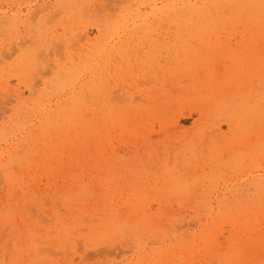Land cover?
<instances>
[{"label":"rangeland","instance_id":"1","mask_svg":"<svg viewBox=\"0 0 264 264\" xmlns=\"http://www.w3.org/2000/svg\"><path fill=\"white\" fill-rule=\"evenodd\" d=\"M249 42L264 54V0H0V264H264V58L241 60ZM196 103L206 118L174 123Z\"/></svg>","mask_w":264,"mask_h":264},{"label":"bare ground","instance_id":"2","mask_svg":"<svg viewBox=\"0 0 264 264\" xmlns=\"http://www.w3.org/2000/svg\"><path fill=\"white\" fill-rule=\"evenodd\" d=\"M159 14H160V13H159ZM163 16H164V15H163ZM193 16H194V15H193ZM4 17H5V16H4ZM15 17H16V16H15ZM173 17H174V16H173ZM5 18H7V16H6ZM8 19H9V18H8ZM17 19H18V18H17ZM14 20H15V19H14ZM8 21H9V20H8ZM24 21H25V20H24ZM1 22H2V21H1ZM3 23H4V22H3ZM23 23H24V22H23ZM196 24H197V22H196ZM33 25H34V24H33ZM33 25H32V26H33ZM35 25H36V24H35ZM38 26L40 27V25H38ZM161 26H162V25H161ZM195 26H197V25H195ZM198 27H199V26H198ZM107 28H108V27H107ZM198 29H199V28H198ZM131 30H132V29H131ZM189 31H190V30H189ZM189 31H188V32H189ZM196 31H197V29H196ZM198 31H199V30H198ZM200 31H201V30H200ZM33 32H35V31H33ZM71 33H72V32H71ZM194 33H196V32L194 31ZM249 33H250V32H249ZM33 34H35V33H33ZM33 34H32V35H33ZM74 34H75V33H74ZM83 35H84V34H83ZM199 35H200V33H199ZM72 36H73V34H72ZM75 36H78V38H79V33H78V35L75 34ZM195 36H196V35H195ZM65 37H66V36H65ZM86 37H87V35H86ZM61 38H62V37H61ZM67 38H68V37H67ZM78 38H76V39H78ZM80 38L83 39V36H82V37L80 36ZM198 38H199V37H198ZM24 39H25V38H24ZM63 39H64V37L62 38V41H63ZM202 39H203V38H202ZM67 40H68V39H67ZM73 40H74V39H73ZM252 40H253V39H252ZM26 41H27V40H26ZM26 41H24V43H25ZM247 41H248V40H247ZM20 42H21V41H20ZM59 42H60V41H59ZM65 42H66V39H65V41H64L63 43H65ZM71 42H72V41H71ZM80 42H81V41H80ZM242 42H243V41H242ZM72 43H74V45H75L76 40H75L74 42H72ZM77 43H78V42H77ZM77 43H76V44H77ZM25 44H26V43H25ZM60 45H61V44H60ZM71 45H73V44H71ZM31 46H32V45H31ZM62 46H63V45L59 46V48H62V49H63ZM78 47H79V46H78ZM78 47H77V48H78ZM50 48H51V47H50ZM79 48H80V47H79ZM255 48H259V46L255 45L254 42H249L248 45H247L246 50L244 49L246 55H243V56L241 57V60L246 61V64H247L248 62H249V64H250V62H254V61H255V62H256V61H257V62H258V61H262L263 58H264V57H263V55H264V54H263V50L260 51L259 53L256 52V51H257V50H256L255 52H256V55H257V56H253L251 52H252V50H254ZM38 50H39V49H38ZM57 50H58V49H57ZM35 51H36V50H35ZM40 51H41V49H40ZM55 51H56V50H55ZM58 51H59V50H58ZM58 51H56V53H57ZM60 51H61V49H60ZM104 51H105V50H104ZM110 51H111V50H110ZM114 51H115V50H114ZM244 51H243V52H244ZM250 51H251V52H250ZM52 52H53V51H52ZM253 52H254V51H253ZM255 52H254V54H255ZM48 53H50V56H51V51H50V50H49ZM58 53H60V52H58ZM108 53H109V52H108ZM109 54H111V53H109ZM109 54H108V55H109ZM240 54H241V53H240ZM36 55H37V53H36ZM60 55H61V53H60ZM73 55H74V54H73ZM34 56H35V55H34ZM40 56H41V55H38V57H40ZM44 56H46V55H44ZM57 56H58V54H57ZM109 56H110V55H109ZM113 57H114V56H113ZM115 57H116V56H115ZM46 58H47V57H45L44 59H46ZM74 58H75V57H74ZM38 59H39V58H38ZM112 59H113V58H112ZM36 60H37V59H36ZM39 60H40V59H39ZM41 60H43V59H41ZM46 60H47V61H50V60H48V59H46ZM137 60H138V58H137ZM31 61H32V60H31ZM113 61H114V60H113ZM221 62H222V61H221ZM238 62H239V61H238ZM105 63H106V61H105ZM168 63H169V62H168ZM199 63H200V62H199ZM217 63H219V62H217ZM225 63H227V62H225ZM229 63H230V64H229V67H228V68L230 69V67H231L232 64H237V61L234 60V59H232ZM220 64H221V63H220ZM239 64H240V63H239ZM251 64H252V63H251ZM251 64H250V65H251ZM98 65H99V64H98ZM137 65H138V64H137ZM155 65H156V64H154V66H155ZM177 65H178V64H177ZM254 65H255V64H254ZM37 66H38V65H37ZM139 66H140V65H139ZM139 66H138V67H139ZM202 66H203V65H202ZM207 66H208V65H207ZM216 66H217V65H216ZM218 66H219V65H218ZM218 66H217V68H218ZM223 66L227 67V64H226V65H225V64L222 65V68H223ZM38 67H39V66H38ZM94 67H95V66H94ZM96 67H97V66H96ZM103 67H104V66H103ZM175 67H176V66H175ZM175 67H174V68H175ZM177 67H178V66H177ZM180 67H181V66H180ZM197 67H198V66H197ZM208 67H209V66H208ZM225 67H224V68H225ZM247 67H248V65H247ZM249 67H250V66H249ZM44 68H46V66H45ZM48 68H49V67H48ZM53 68H54V67H53ZM98 68H99V67H98ZM153 68H154L153 70H157L156 67H153ZM184 68H185V67H184ZM212 68H213V67H212ZM215 68H216V67H215ZM228 68H227V69H228ZM256 68H257V66H256ZM39 69H40V68H39ZM95 69H96V68H95ZM178 69H179V68H178ZM178 69L176 68L175 71H177ZM185 69H186V68H185ZM207 69H209V68H207ZM231 69H232V68H231ZM37 70H38V69H37ZM44 70H45V69H44ZM137 70H138V69H137ZM173 70H174V69H173ZM173 70H172V71H173ZM182 70H183V69H182ZM218 70L220 71L219 68H218ZM234 70H235V69H234ZM234 70H233V71H234ZM45 71H46V70H45ZM157 71H158V70H157ZM197 71H198V70H197ZM203 71H204V70H203ZM203 71H202V72H203ZM214 71L216 72L217 70H214ZM219 71H218V73H219ZM221 71H223V70H221ZM37 72H38V71H37ZM136 72H137V71H136ZM165 72H166V71H165ZM165 72H164V73H165ZM33 73H34V71H33ZM38 73H39V72H38ZM40 73H42V71H41ZM43 73H45V72H43ZM49 73H50V72L48 71V74H49ZM152 73H153V72H152ZM160 73H162V72H160ZM170 73H171V72H170ZM177 73H178V72H176V74H177ZM184 73H185V72H184ZM196 73H197V72H196ZM211 73H212V72H211ZM223 73L225 74V73H227V72L224 71V72H222L221 74H223ZM228 73H229V72H228ZM230 73H231V72H230ZM232 73H234V72H232ZM92 74H93V73H92ZM149 74H150V73H149ZM158 74H159V73H158ZM174 74H175V73H174ZM178 74H179V73H178ZM185 74H186V73H185ZM187 74H188V77H190V76L192 77V76H193V75L191 74V72H190L191 75H189L188 72H187ZM221 74H220V75H221ZM234 74H235V73H234ZM21 75H22V74H21ZM32 75L34 76L35 74H32ZM41 75H42V74H41ZM159 75H160V74H159ZM159 75H158V76H159ZM172 75H173V73H172ZM172 75H171V76H172ZM183 75H184V74H183ZM197 75H198V73H197ZM213 75H214V74H213ZM230 75H231V74H230ZM232 75H233V74H232ZM236 75H238V74L236 73ZM244 75L246 76V74H244ZM167 76H168V74H167ZM167 76H166V77H167ZM195 76H196V74H195ZM195 76H193V77H195ZM204 76H205V75H204ZM206 76H207V75H206ZM214 76H216V75H214ZM240 76H243V75H240ZM25 77H26V76H25ZM42 77H43V76H42ZM176 77H177V75H176ZM184 77H185V76H184ZM199 77H200V76H199ZM201 77H202V76H201ZM201 77H200V78H201ZM209 77H210V76H209ZM216 77H217V76H216ZM216 77H213V76H212V77H210V78H212L214 81H217V79H218L219 77H217V78H216ZM222 77H223V75H221L220 79H222ZM227 77H228V76H227ZM232 77H233V76H232ZM246 77H247V76H246ZM253 77H254V75H253ZM253 77H250V76H249V79H250V78H253ZM255 77H257V75H256ZM95 78L97 79V77H95ZM159 78H160V77H159ZM164 78H165V77H164ZM180 78H181V77H180ZM186 78H187V77H186ZM186 78H185V79H186ZM210 78L206 77L205 80H204L203 82H204V83H207V84L210 83V81H212V80H210ZM243 78H244V77H243ZM33 79H35V77H33ZM154 79H155V77H154ZM161 79H162V78H161ZM170 79H171V78H170ZM170 79H169V81H170ZM173 79L176 80L177 78H176V79L173 78ZM181 79H182V78H181ZM191 79H192V78H191ZM191 79L189 78V80H191ZM228 79H229V78H228ZM244 79H247V78H244ZM244 79H241V80H244ZM159 80H160V79H159ZM162 80H163V79H162ZM177 80H178V79H177ZM194 80H195V79H194ZM197 80H199V79L197 78ZM226 80H227V79H226ZM230 80H231V79H230ZM234 80H235V79H234ZM238 80H239V78H238ZM241 80H240V81H241ZM35 81H37V79H36ZM169 81H168V82H169ZM192 81H193V80H192ZM195 81H196V80H195ZM227 81H228V80H227ZM37 82H38V81H37ZM140 82H141V81H140ZM140 82H139V83H140ZM145 82H146V81H145ZM158 82H159V81H158ZM168 82H167V84H169ZM180 82H181V81H180ZM193 82H194V81H193ZM198 82H199V81H198ZM220 82H221V81H220ZM251 82H252V79H251ZM25 83H26V82H25ZM34 83H35V82H34ZM40 83H41V82H40ZM155 83H157L156 80H155L154 84H155ZM160 83H161V82H160ZM221 83H222V82H221ZM28 84H29V83H28ZM46 84H47V83H46ZM86 84H87V83H86ZM142 84H143V83H142ZM172 84H173V83H172ZM178 84H179V81H178ZM181 84H182V83H181ZM199 84H200V83H199ZM224 84H225V83H224ZM21 85H22V84H21ZM157 85H158V84H157ZM163 85H164V84H163ZM169 85H170V84H169ZM174 85H175V84H174ZM174 85H173V86H174ZM192 85H193V84H192ZM196 85L198 86V84H196ZM202 85H203V84H202ZM255 85H256V84H255ZM165 86H168V85H165ZM178 86H179V85H178ZM204 86H205V84H204ZM209 86H210V85H209ZM249 86H250V85H249ZM158 87H160V86H158ZM158 87H157V89H158ZM176 87H177V86H176ZM191 87H192V86H191ZM199 87H200V85H199ZM199 87H198V88H199ZM205 87H206V86H205ZM254 87H255V86H254ZM256 87H257V86H256ZM177 88H178V90L181 92V94H184V93H185L184 95H188V94H186V90H187V88H188L187 86H186V87H185V86L183 87V85H182V86H179V87H177ZM193 88H194V87H193ZM201 88H204V87L201 86ZM206 88H207V87H206ZM250 88H251V87H250ZM250 88H249V89H250ZM39 89H40V88H39ZM160 89H162V87H161ZM251 89H252V88H251ZM7 90H9V89H7ZM27 90H28V89H27ZM167 90H168V89H167ZM174 90H175V89H174ZM190 90H191V89H190ZM190 90H189V91H190ZM199 90H200V89H199ZM244 90H245V89H244ZM258 90H259V89H258ZM32 91H33V90H32ZM116 91H117V90H116ZM158 91H159V90H158ZM165 91H166V90H165ZM246 91H247V89H246ZM248 91H249V90H248ZM97 92H99V91H97ZM169 92H170V91H169ZM200 92H201V90H200ZM236 92H237V91H236ZM236 92H235V93H236ZM28 93H30V91H29ZM91 93H92V92H91ZM115 93H116V92H115ZM117 93H118V92H117ZM167 93H168V92H167ZM237 93H238V92H237ZM242 93H243V91H242ZM0 94L2 95L3 93L0 92ZM4 94H5V93H4ZM4 94H3V96H5ZM21 94H22V93H21ZM21 94H20V96H21ZM33 94H34V93H33ZM165 94H166V93H165ZM240 94H241V93H240ZM168 95H169V94H168ZM190 95H191V94H190ZM97 96H98V95H97ZM6 97L8 98V96H6ZM6 97H5V98H6ZM88 97H89V96H88ZM93 97H94V96H93ZM119 97H120V96H119ZM165 97H166V96H165ZM211 97H212V96H211ZM89 98H90V97H89ZM173 98H174V97H173ZM25 99H26V98H25ZM166 99H167V98H166ZM174 99H175V98H174ZM223 99H224V98H223ZM9 100H11V99H9ZM9 100H8V101H9ZM100 100H101V99H100ZM12 101H13V100H11V102H12ZM54 101H55V100H54ZM73 101H74V100H73ZM112 101H113V100H112ZM246 101H247V100H246ZM251 101H252V100H251ZM6 102H7V101H6ZM6 102H5V103H6ZM39 102H40V101H39ZM55 102H56V101H55ZM67 102H68V101H67ZM75 102H76V101H75ZM116 102H117V101H116ZM146 102H147V101H146ZM174 102L177 103L176 101H174ZM253 102H254V101H253ZM1 103H3V102L1 101ZM135 103H136V102H135ZM160 103H161V102H160ZM160 103H159V104H160ZM70 104H72V103H70ZM76 104H77V103H76ZM177 104H178V103H177ZM177 104H176V106H177ZM179 104H181V103H179ZM184 104H185V103H184ZM184 104H183L182 107H179V108L174 112V113H176L175 115H173L174 113H173V114H170V115H172V117H173V121H174V123H179L178 120H179L181 117L192 116V115H194L195 113H196V114H197V113L200 114V118H201V119H204V118H206V117L208 116V115L206 114L207 112L205 111L207 108L204 109V107L201 108V107L199 106L201 103H199V104L196 103L197 105H196V104H195V106H194V105H192V106L190 105L189 107L184 106ZM209 104H210V103H209ZM181 105H182V104H181ZM181 105H180V106H181ZM204 105H206V104L204 103ZM210 105H211V104H210ZM210 105H209V106H210ZM150 106H152V105H150ZM167 106H168V105H167ZM178 106H179V105H178ZM201 106H202V104H201ZM206 106H207V105H206ZM206 106H205V107H206ZM65 107H67V106H65ZM77 107H78V106H77ZM160 107H161V106H160ZM263 107H264V106H263ZM263 107H262V108H263ZM68 108H69V107H67V111H68ZM150 108H151V107H150ZM167 108H168V107H167ZM176 108H177V107H176ZM157 109H158V107H157ZM171 109H172V108H171ZM174 109H175V108H174ZM61 110H62V109H61ZM158 110H159V109H158ZM163 110H164V109H163ZM150 111H151V110H150ZM168 111H169V109H168ZM168 111H167L166 113H168ZM69 112H70V111H69ZM69 112H68V113H69ZM61 113H62V112H61ZM63 113H64V112H63ZM68 113H67V114H68ZM77 113H78V112H77ZM158 113H159V112H158ZM166 113H165V114H166ZM171 113H172V112H171ZM257 113H258V112H257ZM58 114H59V113H58ZM88 114H89V113H88ZM165 114H164V116H165ZM60 115H61V114H60ZM159 116H160V115H159ZM162 116H163V112H162L161 117H162ZM164 116H163V117H164ZM253 116H254V115H253ZM262 116H263V115H262ZM31 117H32V116H31ZM60 117H61V116H60ZM63 117H64V116H63ZM172 117H171V118H172ZM222 117H223V116H222ZM260 117H261V116H260ZM75 118H76V117H75ZM224 118H225V117H224ZM228 118H229V117H228ZM167 119H168V118H167ZM198 119H199V118H198ZM230 119H231V118H230ZM249 119H250V118H249ZM260 119H261V118H260ZM123 120H124V119H123ZM168 120H169V119H168ZM78 121H79V120H78ZM159 121H160V119H159ZM170 121L172 122V119H171ZM223 121H224V120H220L219 124H221ZM233 121H234V120H231L232 123H233ZM261 121H263V120H261ZM261 121H260V122H261ZM93 122H94V121H93ZM98 122H99V121H98ZM161 122H162V121H161ZM171 122H170V123H171ZM231 122H230V124H231ZM237 122H238V121H237ZM242 122H244V121H242ZM242 122H241V123H242ZM258 122H259V121H258ZM260 122H259V123H260ZM263 122H264V121H263ZM263 122H262V123H263ZM81 123H82V122H81ZM89 123H90V122H89ZM94 123H95V122H94ZM162 123H163V122H162ZM164 123H165V122H164ZM167 123H168V121H167ZM167 123H166V124H167ZM198 123H199V121H198ZM228 123H229V121H228ZM238 123H239V122H238ZM252 123H253V121H252ZM262 123L259 124V126H261ZM168 124H169V123H168ZM195 124H196V123H195ZM204 124H205V123H204ZM226 124H227V123H226ZM230 124H229V125H230ZM248 124H249V123H248ZM263 124H264V123H263ZM79 125H81V124H79ZM216 125H217V124H216ZM227 125H228V124H227ZM243 125H245V124H243ZM249 125H250V124H249ZM87 126H90V125H87ZM163 126H164V125H163ZM163 126H162V127H163ZM177 126H178V125H177ZM262 126H263V125H262ZM162 127H161V128H162ZM220 127H221V126H220ZM240 127H241V126H240ZM240 127H238V128H240ZM251 127H252V126H251ZM87 128H88V127H87ZM95 128H96V127H95ZM195 128H196V127H195ZM206 128H208V127H206ZM206 128H205V129H206ZM243 128H244V127H243ZM247 128H248V127H247ZM247 128H246V130H247ZM91 129H92V131H93V128H91ZM220 129H221V128H220ZM234 129H236V128H234ZM251 129H252V128H251ZM217 130H218V129H216V131H217ZM241 130H242V129H241ZM152 131H154V130L152 129ZM88 132H89V130H88ZM94 132H95V131H94ZM96 132H97V131H96ZM170 132H171V131H170ZM243 132H244V130H243ZM97 133H98V132H97ZM199 133H200V131H199ZM169 134H170V133H169ZM224 134H226V133H224ZM262 134H263V133H262ZM170 135H172V134H170ZM170 135H169V136H170ZM173 135H174V134H173ZM173 135H172V137H173ZM183 135H184V134H183ZM194 135H195V134H194ZM197 135H198V134H197ZM206 135H207V134H206ZM220 135H221V134H220ZM222 135H223V134H222ZM228 135H229V134H228ZM254 136H255V135H254ZM258 136H259V135H258ZM152 137H153V136H152ZM160 137H161V136H160ZM175 137H176V136H174V138H175ZM213 137H214V135H213ZM224 137H226V136H224ZM240 137H241V136H240ZM170 138H171V137H169V139H170ZM228 138H229V137H228ZM242 138H243V137H242ZM155 139H156V137H155ZM157 139H158V138H157ZM172 139H173V138H172ZM209 139H210V137H209ZM209 139H206V140H209ZM216 139H217V137L215 136V140H216ZM237 139H238V137H237ZM140 140H141V139H140ZM210 140H211L210 143H213L212 139H210ZM213 140H214V139H213ZM218 140H219V137H218ZM230 140H231V139H230ZM235 140H236V139H235ZM238 140H239V139H238ZM138 141H139V140H138ZM141 141H142V140H141ZM220 141H221V140H220ZM232 141H233V139H232ZM253 141H254V140H253ZM253 141H251V142H253ZM262 141H263V140H262ZM155 142H156V141H155ZM139 143H140V142H138V144H139ZM141 143H143V141H142ZM218 143H219V142H218ZM228 143H229V142H227L226 144H228ZM249 143H250V142H249ZM154 144H155V143H154ZM189 144H190V143H189ZM205 144H206V143H205ZM216 144H217V143H216ZM136 145H137V144H136ZM141 145H142V144H141ZM141 145H140V146H141ZM212 145H214V144H212ZM217 145H218V144H217ZM140 146H139V147H140ZM155 146H156V145H155ZM214 146H215V145H214ZM237 146H239V145H237ZM90 147H91V146H90ZM137 147H138V146H137ZM156 147H157V146H156ZM192 147H194V146H192ZM235 147H236V146H235ZM248 147H249V146H248ZM88 148H89V147H88ZM88 148H87V149H88ZM91 148H92V147H91ZM223 148H224V147H223ZM223 148H221V149H223ZM160 149H161V148H160ZM216 149H217V148H216ZM229 149H231V148H229ZM233 149H234V148H233ZM236 149H237V148H236ZM245 149H246V148H245ZM247 149H248V148H247ZM168 150H169V149H168ZM238 150H240V149H238ZM89 151H90V150H89ZM159 151H161V150H159ZM216 151H217V150H216ZM233 151H234V150H233ZM235 151H236V150H235ZM222 152H223V151H222ZM29 153H30V152H29ZM161 153H163V152H161ZM161 153H159V155H160ZM169 153H170V152H169ZM242 153H243V152H242ZM141 154H142V153H141ZM164 154L166 155V153H164ZM147 155H148V156H147ZM169 155H170V154H169ZM169 155H168V156H169ZM171 155H172V154H171ZM241 155H243V154H241ZM211 156H212V154H211ZM236 156H237V155H236ZM143 157L147 158V160H148V159H150L152 156L150 157L149 153H146V156L143 155ZM148 157H149V158H148ZM164 157H165V156H164ZM214 157H215V156H214ZM221 157H222V155H221ZM60 158H61V157H60ZM169 158H171V157H169ZM209 158H210V157H209ZM215 158H217V156H216ZM229 158H230V157H229ZM233 158H234V157H233ZM161 159H162V158H161ZM237 159H238V156H237ZM152 160H153V159L148 160L147 163H146V161H144V162L142 161L143 163H146L145 166H144V167H147L146 169H154V168H155V165H154V162H155V161L153 162ZM226 160H227V159H226ZM226 160H225V161H226ZM96 161H97V160H96ZM209 161H210V160H209ZM211 161H212V159H211ZM230 161H231V160H230ZM97 162H98V161H97ZM111 162H112V161H111ZM246 162H247V161H246ZM100 163H101V162H99V164H100ZM237 163H238V162H237ZM100 165H101V164H100ZM146 165H147V166H146ZM216 165H217V164H216ZM229 165H230V164H229ZM237 165H238V164H237ZM83 166H85V164H84ZM142 166H143V165H142ZM208 166H209V165H208ZM211 166H212V165H211ZM233 166H234V165H233ZM239 166H240V165H239ZM80 167H81V165H80ZM101 167H102V166H101ZM205 167H206V166H205ZM209 167H210V166H209ZM212 167H213V166H212ZM16 168H17V167H16ZM86 168H87V167H86ZM228 168H229V167H228ZM82 170H84V169H82ZM73 171H74V170H73ZM134 171H135V170H134ZM143 171H144V170H143ZM148 171H149V170H148ZM154 171H156V170H154ZM15 172H16V171H15ZM76 172H77V170H76ZM141 172H142V171H141ZM144 172H146V171H144ZM0 174H1V173H0ZM52 174H53V173H52ZM137 174H138V173H137ZM77 175H78V174H77ZM142 175H143V174H142ZM71 176H72V175H71ZM94 176H95V174H94ZM107 176H108V175H107ZM2 177H3V176H2ZM50 177H51V176H50ZM68 177H69V176H68ZM115 177H116V176H115ZM48 179H49V178H48ZM74 179H75V178H74ZM81 179H83V177H80V181H81ZM90 179H91V178H90ZM106 179H107V177H106ZM117 179H118V178H117ZM117 179H116V180H117ZM104 180H105V179H104ZM74 181H75V183H78V182H79V176H78V180H74ZM76 181H78V182H76ZM137 181H138V180H137ZM110 182H111V181H110ZM113 182H114V181H113ZM118 182H119V180H118ZM118 182L116 181V183H118ZM124 182H125V181H124ZM72 183H74V182H72ZM83 183H84V182H83ZM142 183H143V182H142ZM244 183H245V182H244ZM66 184H67V182H66ZM84 184H85V183H84ZM143 184H144V183H143ZM177 184H178V183H177ZM247 184H248V183H247ZM75 185H76V184H75ZM85 185H86V184H85ZM114 185H115V183H114ZM241 185H242V184H241ZM79 186H81V184H80ZM116 186H117V185H116ZM119 186H120V185H119ZM121 186H122V185H121ZM146 186H148V185H146ZM242 186H243V185H242ZM86 187H87V186H86ZM117 187H118V186H117ZM148 187H149V186H148ZM162 187H163V186H162ZM4 188H5V187H4ZM79 188H80V187H79ZM87 188H88V187H87ZM87 188L85 189L86 191H87ZM94 188H95V187H94ZM105 188H106V187H105ZM154 188H155V187H154ZM193 188H194V187H193ZM237 188H238V187H237ZM239 188H240V187H239ZM250 188H251V187H250ZM256 188H258V187H256ZM0 189H1V188H0ZM66 189H68V188H66ZM66 189H65V190H66ZM82 189H83V186L81 187V190H82ZM242 189H243V188H242ZM242 189H241V190H242ZM248 189H249V188H248ZM62 190L64 191V187L62 188ZM81 190L79 191V194H80V192L83 193V191H81ZM83 190H84V189H83ZM85 190H84V193L86 192ZM143 190L145 191V188H143ZM239 190H240V189H239ZM251 190H252V188H251ZM253 190H254V189H253ZM255 190H256V189H255ZM92 191H93V190H92ZM150 191H151V190H150ZM256 191H260V190H256ZM2 192H3V191H2ZM57 192H59V189H58ZM73 192H74V191H73ZM186 192H187V191H186ZM239 192H240V191H239ZM242 192H243V191H242ZM77 193H78V192H77ZM82 193H81V194H82ZM93 193H94V192H93ZM139 193H140V192H139ZM148 193H149V192H148ZM160 193H161V192H160ZM243 193H244V192H243ZM58 194H59V193H58ZM62 194H63V193H62ZM102 194H103V193H102ZM104 194H105V193H104ZM142 194H143V192H142ZM152 194H153V193L151 192L150 195H152ZM157 194H159V193H157ZM169 194H170V191H169ZM191 194H192V193H191ZM239 194H240V193H239ZM67 195H68V194H67ZM144 195H145V193H144ZM154 195H156V194H154ZM234 195H235V194H234ZM240 195H241V194H240ZM240 195H238L239 198H240ZM3 196H5V194H3ZM62 196H63V195H62ZM64 196H66V195H64ZM74 196H75V195H74ZM86 196H87V195H86ZM89 196H90V195H89ZM89 196H88V197H89ZM126 196H127V195H126ZM140 196H141V195H140ZM182 196H183V195H182ZM187 196H189V195H187ZM246 196H247V195H246ZM68 197H69V196H68ZM75 197H76V196H75ZM75 197H74V198H75ZM79 197H81V196H79ZM83 197H84V196H83ZM83 197L81 198L82 201L84 200ZM92 197H93V196H92ZM143 197H144V196H143ZM162 197H164V195H163ZM241 197H242V195H241ZM63 198H64V197H63ZM69 198H71V201L73 200V199H72V196L69 197ZM69 198H68V199H69ZM77 198H78V197H77ZM77 198H75V199H77ZM245 198H246V197H245ZM262 198H263V197H262ZM66 199H67V198H66ZM78 199H79V198H78ZM90 199H91V198H90ZM161 199H162V198H161ZM3 200H4V197L2 198V201H3ZM79 200H80V199H79ZM92 200H93V199H91V202H92ZM100 200H103V199L101 198ZM236 200H237V199H236ZM250 200H252V199H250ZM93 201H94V200H93ZM96 201H97V200H96ZM98 201H99V199H98ZM103 201H104V200H103ZM110 201H111V200H110ZM13 202H14V201H13ZM64 202H65V201H64ZM66 202H67V201H66ZM84 202H86V197H85V201H84ZM94 202H95V201H94ZM104 202L107 204L108 201H107V202L104 201ZM124 202H125V201H124ZM124 202H123V203H124ZM99 203H100V202H99ZM105 203H104V205H105ZM109 203H110V202H109ZM126 203H127V202H126ZM67 204H68V203H67ZM72 204H73V203H72ZM85 204L87 205V203H85ZM100 204H101V203H100ZM111 204H113V203L111 202ZM111 204H110V205H111ZM249 204H250V203H249ZM256 204H257V202H256ZM12 205H13V204H12ZM122 205H123V204H122ZM122 205H121V207H122ZM124 205H125V203H124ZM8 206H10V205H8ZM76 206H77V205H76ZM83 206H84V208H85V205H83ZM125 206H126V205H125ZM15 207H16V206H15ZM20 207H21V206H20ZM20 207H19V208H20ZM79 207H80V205H79ZM81 207H82V205H81ZM0 208H2V207H0ZM8 208H9V207H8ZM16 208H17V207H16ZM21 208H22V207H21ZM21 208H20V209H21ZM23 208H24V206H23ZM26 208H27V207H26ZM26 208H25V209H26ZM10 209H11V208H10ZM12 209H13V208H12ZM118 209H120V207H119ZM124 209H125V207H124ZM14 210H15V209H14ZM120 210H121V209H120ZM6 211H7V210H6ZM121 211H122V210H121ZM128 211H129V210H128ZM116 212H117V210H116ZM118 212H119V211H118ZM0 213H2V210H1ZM90 213H91V212H90ZM121 214H122V213H121ZM12 216H13V215H12ZM122 216H123V215H122ZM122 216H121V217H122ZM59 217H60V216H59ZM130 218H133V217L131 216ZM118 219H119V218H117V220H118ZM117 220H116V221H117ZM116 221H113V223L116 222ZM6 222H7V221H6ZM67 222H68V221H67ZM255 222H256V221H255ZM258 222H259V221H258ZM258 222H257V223H258ZM117 223H119V222H116L115 224H117ZM124 224H125V223H124ZM6 225H7V224H6ZM6 225H5V227H6ZM10 225H12V224L9 223V226H10ZM13 225H14V224H13ZM117 225H118V224H117ZM9 226H7L8 229L11 227V226H10V227H9ZM5 227H4V228H5ZM12 227H13V226H12ZM13 228H14V227H13ZM136 228H138V227H136ZM8 229H7V231H8ZM133 229H134V228H133ZM53 232H54V231H53ZM41 235H42V234H41ZM221 235H222V234H221ZM221 235H220V236H221ZM50 237H51V236H50ZM211 237H212V236H211ZM223 237H224V236H223ZM41 238H42V237H41ZM63 238H64V237H63ZM212 238L214 239V237H212ZM221 238H222V237H221ZM37 239H39V238H37ZM80 239H81V238H80ZM215 239H216V238H215ZM222 239H223V238H222ZM35 240H36V238H35ZM209 240H210V239H209ZM223 240H224V239H223ZM67 241H69V240H67ZM70 241H72V240H70ZM14 242H15V241H14ZM63 243H64V242H63ZM220 243H221V242H220ZM31 244H32V243H31ZM40 244H42V243H40ZM40 244H39V245H40ZM44 244H45V243H43V245H44ZM65 244H66V243H65ZM221 245H222V244H221ZM67 246H68V245H67ZM62 247H63V246H62ZM219 247H221V246H219ZM32 248H33V247H32ZM39 248H40V247H39ZM42 248H43V247H42ZM53 248H54V247H53ZM46 249L49 250L48 248H46ZM57 249H58V248L56 247V250H57ZM62 249H63V248H62ZM67 249H68V248H67ZM67 249H65L64 251L66 252ZM220 249H221V248H220ZM29 250H30V249H29ZM40 250L42 251L43 249L40 248ZM50 250L52 251V249H50ZM36 251H37V253H38V250H37V249H36ZM51 251H50V253H51V255H52L53 253H52ZM64 251H62V252H64ZM67 251H68V250H67ZM53 252H54V251H53ZM60 252H61V251H60ZM230 252H231V251H230ZM233 252H234V251H233ZM32 253H33V251H32ZM32 253H29V255H30V254L32 255ZM40 253H41V252H40ZM42 254H44L43 251H42ZM224 254H226V253H224ZM29 255H28V256H29ZM163 255H164V254H163ZM48 256H49V255H48ZM62 256H63V255H62ZM166 256H167V255H166ZM182 256H183V255H182ZM199 256H200V255H199ZM224 256H225V255H224ZM228 256H229V255H228ZM168 257H169V256H168ZM174 257H175V255H174ZM184 257H185V256H184ZM225 258H226V257H225ZM5 259H6V258H5ZM175 259H177V256H176ZM220 259H221V258H220ZM183 260H184V259H183ZM5 261H6V260H5ZM179 261H180V260H179ZM167 263H168V262H167ZM170 263H171V262H170ZM173 264H174V263H173ZM175 264H176V262H175ZM177 264H178V263H177ZM179 264H180V263H179Z\"/></svg>","mask_w":264,"mask_h":264}]
</instances>
